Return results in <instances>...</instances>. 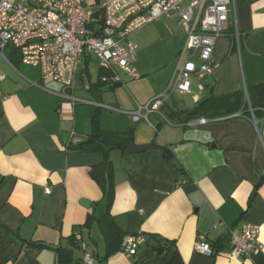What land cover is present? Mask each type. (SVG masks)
<instances>
[{"label":"crops","instance_id":"0c3cea01","mask_svg":"<svg viewBox=\"0 0 264 264\" xmlns=\"http://www.w3.org/2000/svg\"><path fill=\"white\" fill-rule=\"evenodd\" d=\"M234 1L239 43L229 28L217 41L213 74L190 94L173 95L162 110L166 120L151 115L150 123H135L132 113L174 75L187 40L175 15L128 38L139 47L133 65L140 78L118 71V85H102L109 75L102 65L92 77L94 58L86 60L72 91L42 81L40 70L24 65L16 50L0 55V264H85V251L95 264H165L174 253L182 264H264V251L252 260L231 256L230 232L245 224L260 228L264 245V101L252 115L248 96L264 84V0ZM241 91L238 112L223 115L212 103L206 114H192L203 101ZM96 108L103 131L134 129L133 145H156L130 155L110 152L111 204L90 175L104 154L66 149L73 134L90 136ZM200 117L210 122L185 127ZM107 212L125 236L144 238L137 255L130 257L122 244L106 258L99 221ZM201 237L212 257L195 252Z\"/></svg>","mask_w":264,"mask_h":264},{"label":"built area","instance_id":"2783aa9c","mask_svg":"<svg viewBox=\"0 0 264 264\" xmlns=\"http://www.w3.org/2000/svg\"><path fill=\"white\" fill-rule=\"evenodd\" d=\"M173 15L183 23L187 36L174 75L163 92L132 113L135 123H150L151 115L166 120L162 110L173 95L190 94L195 83L202 84L213 74L217 68L213 60L217 41L229 28L239 43L234 0H0V55L12 48L20 53L24 65L40 70L42 81L72 91L86 60L94 58L109 73L101 82L115 85L121 82L118 71L133 80L140 78L133 65L139 47L128 38ZM85 87L89 89L87 82ZM71 100L83 103L74 97ZM209 122L205 117L190 119L185 127L195 129ZM84 140L73 134L66 149L76 148ZM260 232L258 226L251 224L231 231V256L252 260L260 255L264 251ZM76 239L81 242L80 236ZM144 242L141 236H126L122 244L133 257ZM194 250L208 257L214 255L204 237L197 241ZM83 262L95 264L86 251Z\"/></svg>","mask_w":264,"mask_h":264},{"label":"trees","instance_id":"16d2710c","mask_svg":"<svg viewBox=\"0 0 264 264\" xmlns=\"http://www.w3.org/2000/svg\"><path fill=\"white\" fill-rule=\"evenodd\" d=\"M250 1L254 2L256 0ZM104 84L105 83H102V85ZM254 89L255 94L252 95L251 92L248 90V96L251 109L253 110V114L256 115V108H261L262 102L264 101V84L258 85ZM244 99L245 93L241 91L233 95L226 96L224 98L206 100L201 102L194 109L192 114H206L212 103H217L216 108L219 111L221 110V114L229 115L238 112L243 107ZM99 117L100 108H96L93 112L91 119V134L76 148H79V151L84 153L102 152L104 154V162L101 165L94 166L91 170L90 175L91 178L99 185V187H101L104 195L107 196L108 200L110 199L109 204H111V190L109 189L110 187L108 186V183L110 177L109 173L111 172L112 165L109 160V154L112 150H120L122 152H126L129 146L133 144L134 129H131L129 132L124 134L105 132L101 129ZM76 148H72V150H75ZM163 150L167 160H170L172 158L171 151L166 148H164ZM109 208L110 205L108 206V210ZM99 222L103 234L106 238V258H108L120 250L123 240L126 236L117 228L113 219L110 218L109 212H107L106 215ZM89 224L90 223H88L87 225ZM165 252L166 249L164 250V253ZM165 264H182V261L178 253H174L171 260L167 261Z\"/></svg>","mask_w":264,"mask_h":264},{"label":"water","instance_id":"95a60500","mask_svg":"<svg viewBox=\"0 0 264 264\" xmlns=\"http://www.w3.org/2000/svg\"><path fill=\"white\" fill-rule=\"evenodd\" d=\"M155 148H156L155 143H152V144L147 145V146H135V145L132 144V145L129 146V148L127 149L126 153L128 155L136 154V153H143V152H147L149 150L155 149ZM75 151H79V148H76ZM82 204L83 205H87L88 201H83ZM154 251L157 254H162L163 253V251L161 249H157V248H155Z\"/></svg>","mask_w":264,"mask_h":264},{"label":"rangeland","instance_id":"374dc122","mask_svg":"<svg viewBox=\"0 0 264 264\" xmlns=\"http://www.w3.org/2000/svg\"><path fill=\"white\" fill-rule=\"evenodd\" d=\"M100 66L101 64L96 60H93L92 64L90 65V71L94 79L97 78V74H98V70L100 69ZM179 98L184 99V97H179Z\"/></svg>","mask_w":264,"mask_h":264}]
</instances>
